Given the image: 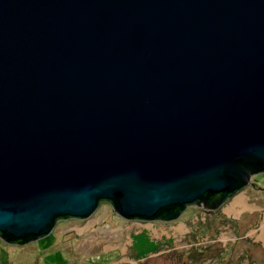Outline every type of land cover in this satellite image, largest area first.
Wrapping results in <instances>:
<instances>
[{
  "label": "water",
  "instance_id": "1",
  "mask_svg": "<svg viewBox=\"0 0 264 264\" xmlns=\"http://www.w3.org/2000/svg\"><path fill=\"white\" fill-rule=\"evenodd\" d=\"M262 171L264 0H0L6 243L102 200L215 211Z\"/></svg>",
  "mask_w": 264,
  "mask_h": 264
},
{
  "label": "rangeland",
  "instance_id": "2",
  "mask_svg": "<svg viewBox=\"0 0 264 264\" xmlns=\"http://www.w3.org/2000/svg\"><path fill=\"white\" fill-rule=\"evenodd\" d=\"M238 195L245 208L225 211ZM111 205L100 201L86 219H60L35 241L0 238V264H264V171L215 211L188 206L170 221H131Z\"/></svg>",
  "mask_w": 264,
  "mask_h": 264
},
{
  "label": "bare ground",
  "instance_id": "3",
  "mask_svg": "<svg viewBox=\"0 0 264 264\" xmlns=\"http://www.w3.org/2000/svg\"><path fill=\"white\" fill-rule=\"evenodd\" d=\"M245 205H246V203H245L244 196L243 195H238V196H235L234 197L232 203L230 204V206H228L225 209V211H227L228 213H234V214H236L239 211H241V209H244L245 208ZM86 218H79V219H86ZM259 230L264 231V216H263V219H262V221L260 223V229Z\"/></svg>",
  "mask_w": 264,
  "mask_h": 264
},
{
  "label": "flooded vegetation",
  "instance_id": "4",
  "mask_svg": "<svg viewBox=\"0 0 264 264\" xmlns=\"http://www.w3.org/2000/svg\"><path fill=\"white\" fill-rule=\"evenodd\" d=\"M242 190V189H241ZM241 190H239V191H237L236 193H234V195H236V194H238ZM233 195V196H234ZM231 197H232V195L228 198H226L223 202H222V204H220V206L221 205H225V202H227V201H229L230 199H231ZM222 199V197H220L219 195H214V196H212V197H210L209 199H208V201L207 202H194V203H192V204H189V205H186V207H188V206H194V207H212L211 205L213 204V203H217V201L218 200H221ZM102 201H104V200H102ZM220 206H218V207H220ZM223 207V206H222ZM209 211H213V210H209ZM159 220H161V219H159ZM156 221V220H155Z\"/></svg>",
  "mask_w": 264,
  "mask_h": 264
},
{
  "label": "trees",
  "instance_id": "5",
  "mask_svg": "<svg viewBox=\"0 0 264 264\" xmlns=\"http://www.w3.org/2000/svg\"><path fill=\"white\" fill-rule=\"evenodd\" d=\"M229 197V196H228ZM65 218H72V217H61V218H58L56 219V221L60 220V219H65ZM156 220H159V219H156ZM162 221H164L163 219H161ZM31 242V241H30ZM25 243H28V242H25ZM8 244H18V241H13L11 243H8Z\"/></svg>",
  "mask_w": 264,
  "mask_h": 264
}]
</instances>
